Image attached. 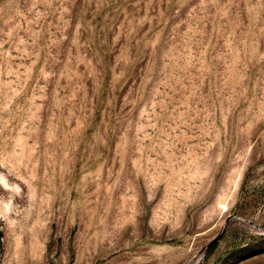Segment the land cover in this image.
<instances>
[{"label": "rangeland", "instance_id": "1", "mask_svg": "<svg viewBox=\"0 0 264 264\" xmlns=\"http://www.w3.org/2000/svg\"><path fill=\"white\" fill-rule=\"evenodd\" d=\"M0 264H264V0H0Z\"/></svg>", "mask_w": 264, "mask_h": 264}]
</instances>
